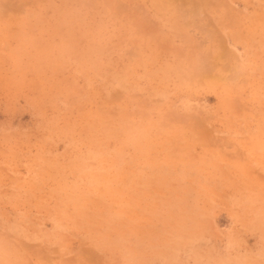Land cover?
Here are the masks:
<instances>
[{"label":"rangeland","instance_id":"obj_1","mask_svg":"<svg viewBox=\"0 0 264 264\" xmlns=\"http://www.w3.org/2000/svg\"><path fill=\"white\" fill-rule=\"evenodd\" d=\"M0 264H264V0H0Z\"/></svg>","mask_w":264,"mask_h":264},{"label":"bare ground","instance_id":"obj_2","mask_svg":"<svg viewBox=\"0 0 264 264\" xmlns=\"http://www.w3.org/2000/svg\"><path fill=\"white\" fill-rule=\"evenodd\" d=\"M111 8V7H110Z\"/></svg>","mask_w":264,"mask_h":264}]
</instances>
